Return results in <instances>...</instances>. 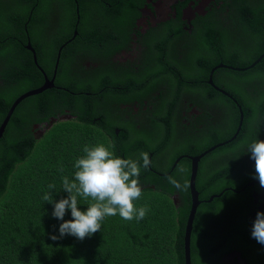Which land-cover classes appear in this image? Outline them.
<instances>
[{
	"label": "flooded vegetation",
	"instance_id": "1",
	"mask_svg": "<svg viewBox=\"0 0 264 264\" xmlns=\"http://www.w3.org/2000/svg\"><path fill=\"white\" fill-rule=\"evenodd\" d=\"M249 2L255 9L253 21L259 23L262 4L258 0ZM232 3L233 0H41L36 14L23 21L22 0H0V89L8 94L23 91L22 94L46 80L52 82L44 89L49 91L47 97H54L48 121L35 122L31 127L37 138L57 121L86 115L92 103L97 102L99 112L93 114L90 108L88 117L95 121L108 115L118 123L113 135L105 132L108 142L115 144L114 154L139 159L142 152L148 153L151 164L147 169L141 167L146 174L140 171V183L167 187L172 185L167 176L181 180L182 172H188L189 192L190 157L208 149L192 153L197 145L193 137L210 136L213 128L226 126L225 113H230L227 108L232 111L239 105L235 96L214 81L216 69L232 66L222 60L210 66V20L213 27L220 23L210 18V12L222 21L221 9ZM236 8L241 11V4ZM86 25L98 26L99 33L89 34ZM205 41L208 43L200 59L191 61L185 56L190 49L201 48ZM171 47L176 49V55ZM174 60L178 67L173 66ZM65 80H74L75 86L70 87ZM28 82L31 85L25 88ZM68 90L75 95L59 93ZM212 90L228 96V106L216 100L218 95ZM81 93L88 97L77 99ZM33 101L35 98L27 104L32 106ZM236 130L230 137H235ZM155 132L168 140L156 142ZM120 139L128 146L129 155L119 145ZM258 139L264 140V128ZM156 145H162V149L157 150ZM250 174L244 172L241 178ZM224 177L228 182L221 184L218 192L202 196L196 188L201 202L190 233L191 264H264L263 245L258 253L249 255L233 246L236 238L229 233L231 230L226 229L228 247L222 248L217 247L222 234L212 236L210 246L201 233H194L199 221L202 227L206 216L217 213L210 211V203L223 192L220 211L225 221L242 226L246 217L253 223L256 213L264 212V188L258 179L242 183L233 174ZM207 181L210 183V178ZM170 198L177 207L185 206L176 188L170 191Z\"/></svg>",
	"mask_w": 264,
	"mask_h": 264
},
{
	"label": "trees",
	"instance_id": "2",
	"mask_svg": "<svg viewBox=\"0 0 264 264\" xmlns=\"http://www.w3.org/2000/svg\"><path fill=\"white\" fill-rule=\"evenodd\" d=\"M40 1L22 0L23 21L36 14L35 8ZM258 1L263 8L259 23L253 21L252 11L255 9L249 0H233L228 8L221 9L222 21L210 12V18L220 22L213 27L210 20V66L220 60L232 66L216 69L214 81L235 96L239 105L232 111L225 107L230 112L225 113L226 126L213 128L210 136L200 134L193 137L197 145L192 153L209 149L217 142L219 144L202 155L198 166L195 188L202 191V196L218 192L221 184L228 182L224 177L228 174H233L242 183L255 176V161L246 152V146L258 139L264 128V55L258 59L264 53V0ZM237 4H241V11H237ZM86 29L89 34L99 33V27L95 25H86ZM207 43L205 41L196 50L190 49L185 56L192 58L191 61L200 59ZM171 49L176 55V49ZM254 61V65L247 67ZM172 64L179 66L175 60ZM37 80L40 83L41 78ZM65 82L70 87L75 86L74 80ZM30 85L31 82H28L25 88ZM90 88L94 90L91 85ZM71 91L59 93L72 97L75 94L69 93ZM21 92L8 94L0 89V122L12 100ZM48 92L44 90L22 99L11 112L0 137V264H184L183 235L191 204L188 187L187 190H179L186 201L185 206L180 208L170 198L173 185H156L153 188L140 183L143 194L135 203L137 207L147 205L149 208L143 219L127 221L117 214L106 217L100 231L83 240L68 234L51 239L52 235L59 237L62 220L52 215L54 205L43 201L44 193L52 192L54 201L67 197L68 193L62 189V177L72 179L74 162L84 154V146L108 144L109 135L105 132L113 135V128L118 123L108 115L95 121L88 117L90 108L93 114L99 112L95 106L97 102H93L86 115L78 114L75 118L57 121L37 138L31 127L35 122L48 121L51 99H54L47 97ZM212 92L218 95L216 100L228 106L231 101L228 96ZM85 97L88 96L84 93L77 95V99ZM31 98H35L32 106L27 104ZM86 105H91V102L88 100ZM235 130V137H230ZM157 137L156 142L168 140L161 132L157 133ZM221 141L222 144L219 143ZM118 143L129 155L123 139ZM156 148L162 149V145H156ZM61 166L63 172L59 170ZM244 172L251 174L241 178ZM141 173L146 174L143 169ZM182 175L178 180L181 184L187 182L188 172H182ZM209 178L210 183L207 181ZM140 180L143 178L140 177ZM53 183L55 189H49L48 185ZM224 193L214 197L210 203V211L217 213H211L210 218L202 217L204 224L201 227L199 221L194 233H201L205 237L203 241L210 246L213 244L212 236L222 234L217 245L222 248L228 247L229 237L225 233L226 229L231 230L229 233L236 238L233 246L255 255L262 244L251 236L253 223L249 217L242 220V226L225 221L223 210L220 211V197ZM89 202L80 198L78 207L83 211ZM63 219H72L70 209ZM205 253L208 252L205 250ZM192 264L196 263L193 261Z\"/></svg>",
	"mask_w": 264,
	"mask_h": 264
},
{
	"label": "clouds",
	"instance_id": "3",
	"mask_svg": "<svg viewBox=\"0 0 264 264\" xmlns=\"http://www.w3.org/2000/svg\"><path fill=\"white\" fill-rule=\"evenodd\" d=\"M115 144L97 143L85 145L83 155L74 162L73 178L62 177V189L68 193L67 197L58 201L53 200L52 192H45L42 199L54 205L52 215L62 220L59 225V237L72 235L79 240L90 237L100 231L102 221L106 217L117 214L124 220L143 219L149 208L147 205L137 207L143 190L139 181L141 167L147 169L151 164L148 153L142 152L139 159L122 158L114 154ZM246 152L255 161V176L261 188H264V140L256 139L246 146ZM63 172V166L59 169ZM166 179L174 188L187 190V182L181 184L176 178L167 176ZM56 185L49 184V189ZM80 198L90 201L85 210L78 205ZM70 209V220L63 217ZM251 236L264 245V212L258 211L251 229Z\"/></svg>",
	"mask_w": 264,
	"mask_h": 264
},
{
	"label": "water",
	"instance_id": "4",
	"mask_svg": "<svg viewBox=\"0 0 264 264\" xmlns=\"http://www.w3.org/2000/svg\"><path fill=\"white\" fill-rule=\"evenodd\" d=\"M264 55V54H263ZM262 56V55H261ZM260 56V57H261ZM260 57L258 59H260ZM257 59V60H258ZM256 60V61H257ZM254 61V63L256 62ZM253 63V64H254ZM252 64V65H253ZM52 86V82L50 80H46L44 84H42L40 87L30 89L19 96H17L14 101L11 103L10 107L8 108L6 115L4 116L3 120L0 123V137L2 136L5 126L9 120V117L11 115V112L13 111L14 107L24 98L37 94L44 90L47 87ZM222 144V143H220ZM219 145V144H217ZM217 145H214L210 147L209 149L205 150L201 154L197 156L190 157L191 159V166H190V175H189V193H190V199H191V204H190V209L187 215L186 223H185V229H184V235H183V259H184V264H191L190 260V233H191V228H192V221L196 212V207L197 205L201 202L198 198V191L195 188V177H196V171H197V162L200 159L202 155H204L206 152L210 151ZM210 197L207 200L204 201H209Z\"/></svg>",
	"mask_w": 264,
	"mask_h": 264
}]
</instances>
